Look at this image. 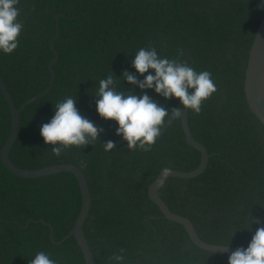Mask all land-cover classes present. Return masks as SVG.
Returning a JSON list of instances; mask_svg holds the SVG:
<instances>
[{"label":"trees","instance_id":"trees-1","mask_svg":"<svg viewBox=\"0 0 264 264\" xmlns=\"http://www.w3.org/2000/svg\"><path fill=\"white\" fill-rule=\"evenodd\" d=\"M262 0H19L24 28L9 55L0 53V78L19 107L43 92L54 57L52 88L21 112L19 132L9 151L17 167L37 170L72 164L84 174L91 207L83 225L94 264H109L113 253L124 264H227L228 255L197 248L182 225L163 217L147 189L165 168L188 172L200 160L184 141L175 117L150 152L126 149L116 124L98 117V82L131 67L140 47H155L161 57L186 60L207 70L218 91L202 113L187 122L193 137L211 154L205 171L191 179L168 178L158 194L169 210L189 219L209 244L247 248L257 227L264 226V127L249 111L243 92L244 72L256 28L264 15ZM147 75V73L145 74ZM143 79V77H138ZM119 91H129L121 82ZM141 95L138 88L131 89ZM146 93L171 110L179 101ZM76 97L80 114L103 128L99 141L59 158L40 137V126L55 105ZM11 113L0 91V150L10 133ZM117 147L105 152L102 144ZM81 161L86 167L81 166ZM81 207V193L71 173L24 179L0 160V264H30L47 253L57 264H84L71 231ZM251 219L261 221L251 224ZM40 221H43L40 222ZM250 225V231L246 230ZM52 229V239L50 238ZM60 242V243H59ZM111 264H115L114 261Z\"/></svg>","mask_w":264,"mask_h":264},{"label":"clouds","instance_id":"clouds-1","mask_svg":"<svg viewBox=\"0 0 264 264\" xmlns=\"http://www.w3.org/2000/svg\"><path fill=\"white\" fill-rule=\"evenodd\" d=\"M18 4L19 0H0V53L4 55L13 53L20 43L24 25L19 19L21 12ZM257 7H264V0ZM131 67L135 74L125 70L118 79H113L111 73L100 79L94 94L98 117L104 121L115 122V135L126 142L128 151L150 152L166 122L187 112H191L193 117L199 116L204 105L218 91L210 71H197L186 60L161 57L152 46L140 47L134 54ZM122 81L130 86L129 91L118 90ZM136 88L141 95H136L131 90ZM145 90H153L165 101L178 100L179 107L169 110L153 100ZM53 112L52 118L40 126V137L45 145H51L53 156L59 158L69 150H83L99 141L103 128L80 114L76 97H64L56 103ZM102 145L105 152H111L117 147L112 140ZM81 166L87 165L81 161ZM251 221V224H261L258 219ZM246 230H251L250 225ZM216 249L228 251V245ZM124 251L121 249L120 253H113L108 258L109 264L112 261L115 264H124ZM30 264L57 262L44 251H40L35 254ZM227 264H264V226L257 227L246 249L237 247L231 252Z\"/></svg>","mask_w":264,"mask_h":264},{"label":"water","instance_id":"water-1","mask_svg":"<svg viewBox=\"0 0 264 264\" xmlns=\"http://www.w3.org/2000/svg\"><path fill=\"white\" fill-rule=\"evenodd\" d=\"M55 32H56L55 35L50 40V47L54 53V57L48 65L50 72V79H49L48 87L43 92H40L35 96L25 100L22 104L19 105V107H16L12 101L11 95L7 87L0 78V91L11 113L10 133L0 150V160L3 167L8 172H10L11 174L17 177L24 179L42 178L49 175L64 173V172L71 173L75 177V179L78 182L81 193V207L71 231L60 242L67 239L68 237H73L83 255L84 264H94L90 247L83 232V225L89 214L91 207V197H90L87 181L83 172L78 167L72 164H57L53 166H46L37 170L22 169L15 166L10 161L8 156L10 148L15 142L19 132L21 112L28 104L43 97L52 88L54 81L53 64L56 63L58 60V55L54 49V41L59 35L58 15L55 16ZM187 53H188V58L190 60V66H192L193 58L190 56L189 51H187ZM113 72L114 73L112 77L114 79L117 70L114 69ZM243 92L249 111L256 117L259 123L264 127V15L256 28L251 47L249 49L246 68L244 72ZM178 118L180 119V125L184 134L185 143L189 147L197 150L200 154L199 164L195 169L188 172H183L168 168L162 169L158 173L154 181L149 184L147 189L148 197L150 201L158 207V209L160 210L161 214L165 219L178 223L183 226L185 232L188 235L189 240L197 248L207 252H212L216 254H226L229 256L231 252L234 251L236 248L232 246H228V251H221V250H217L216 248L225 245L209 244L202 241L196 234V231L191 221L186 217L171 212L167 207V205L165 204V202L160 198L158 194L160 188L168 178L191 179L202 174L205 171L208 164V160L211 156V154L207 152L204 145L199 143L193 137L188 126L187 114H183L181 117ZM173 119L172 120L170 119L168 122H166V124L162 128L160 136L167 130ZM40 222L43 223V221ZM50 238L52 239L51 228H50Z\"/></svg>","mask_w":264,"mask_h":264}]
</instances>
